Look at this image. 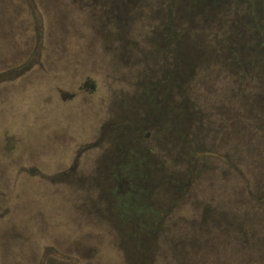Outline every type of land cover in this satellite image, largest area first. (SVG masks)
<instances>
[{"label": "rangeland", "instance_id": "rangeland-1", "mask_svg": "<svg viewBox=\"0 0 264 264\" xmlns=\"http://www.w3.org/2000/svg\"><path fill=\"white\" fill-rule=\"evenodd\" d=\"M254 3L146 0L118 63L114 0H0V264H115L118 226L129 259L152 234L140 264L262 260L264 57L230 39Z\"/></svg>", "mask_w": 264, "mask_h": 264}, {"label": "trees", "instance_id": "trees-1", "mask_svg": "<svg viewBox=\"0 0 264 264\" xmlns=\"http://www.w3.org/2000/svg\"><path fill=\"white\" fill-rule=\"evenodd\" d=\"M145 1L146 0H114V3H115L114 13H116L118 16V18H116V23H115V25L118 29V33L115 32L116 35L113 36L114 45L116 43V46L113 47L112 52L116 53V55H117L116 60L118 63H123V62L127 63V60L129 59V61H130L133 57L134 47L132 46L133 45L131 42L132 40L130 39V37H128L126 35H127V32L129 33L128 26L131 24L132 20H133V24H134V20H135L134 17H136L137 12L140 9L139 7L143 6ZM104 2H106V0H104ZM170 2L172 3V1H170ZM255 3H257V2L255 1ZM255 3L251 6H249L248 14L244 15L242 17V19L240 20V22L238 23V25L236 24L235 30L231 31L230 39H233L236 35L237 36L240 35L241 37L248 36L250 38V41L252 42V44H251L252 50L258 51V49H259V51L263 52L262 55L264 57V11H263L262 6H260L259 4H255ZM129 11H132V12H130L131 13L130 15H132V17H126V15L128 16ZM167 12H168V9L166 10V12H164L163 15L159 14L161 16H158V18H157L158 20L156 18H155L156 20H153L156 24L151 23L154 27H150V32L153 33L152 36H150V34H149L150 37L157 36L158 34L161 33V31H163L164 26L167 25V22H168ZM159 17L164 18V19L162 20ZM169 28H171V25L168 27V29ZM231 46H232V48L229 47V49H233L234 51H236L238 53L237 49H239V47L236 44L231 45ZM131 64H133V63L131 62ZM43 76H47L48 79H50V78L53 79V76H50L49 73H47V75L45 74ZM52 82H53V80H52ZM135 123H137V122L132 123V125L134 124L133 125L134 127L131 128V130L129 128L126 132L120 133L119 135L114 134L115 140H119L120 144L114 148V150L112 152V157L109 161L110 162L109 164L116 165V166H111L112 169L117 168L122 161L128 160L127 158L129 156H133L134 159L140 158L141 159L140 161L143 160L140 155H144L145 152L143 150H141V148L137 147L136 143H133V141H134L133 135H134L135 130L137 128V125ZM68 140L70 142L71 134H69ZM130 140H132V142H130ZM127 151H129L132 155H128ZM129 159H130V157H129ZM134 163L135 162H132L133 166L135 165ZM121 170L122 169L119 168L117 173L118 172H122V173L124 172V170H122V171ZM109 182H107V183L110 185L111 183H109ZM118 182L122 183L120 181V178H119ZM111 186H113V184H111ZM118 192H120L117 195V199H118V203H119V195H124V193H122V191L120 189L117 190V193ZM15 205L18 208V203ZM117 214H123V210L121 209L120 206H119V211ZM259 215H260L259 220H258L259 226L261 227V229L264 232V210L263 209H262V212L259 213ZM108 231H110L112 233V236L114 238L113 241L111 240L112 241L111 244H112L113 248L114 249L116 248V250H117V253L114 254V256H113V258L115 259V264H118L116 262H119V263L122 262V263H126V264H140L143 262L144 258L148 254V250H150L153 246L152 245L153 236L151 233H149L147 238H146L147 240H145L146 244H144V241L143 242L138 241L139 242L138 245H140V246L138 247V250L136 249L132 253L133 256H139L138 253H140L142 251L139 248L146 246L145 255L142 257L143 259L142 258L129 259L127 256V249H126L127 246L126 245L130 244L132 239H135L133 236V230L132 229L129 230L128 228L118 226L117 228H115V227L108 228ZM139 231H141V230H139ZM263 232H261V234ZM128 233L131 236H128ZM262 242H264V235L260 236V239H259V249H260L261 253L263 254L262 260L261 259L260 260L255 259V258L249 259V258H244V257H243V259H245V262H244V260H239V261L235 260V261L230 262L227 259H223V260L215 259V258L211 259L213 256L217 255V254H214V251H213L214 249H212V251H211L210 249L199 248L196 246L193 249V254H195L197 257L202 256V261H203V259H205V257L208 258L210 261L213 260L214 261L213 264H243V263L244 264H264V261H263L264 247L260 246V243H262ZM222 253L224 255V254H227L228 252L224 251L223 249H219L218 255H222ZM209 256H211V258H209ZM220 261H222V263ZM181 263L184 264V262H181ZM96 264H103V262H101V261L96 262ZM196 264H202L201 259L196 260Z\"/></svg>", "mask_w": 264, "mask_h": 264}]
</instances>
